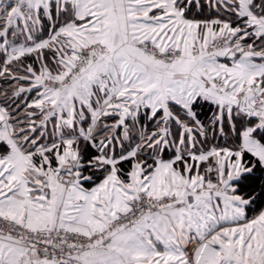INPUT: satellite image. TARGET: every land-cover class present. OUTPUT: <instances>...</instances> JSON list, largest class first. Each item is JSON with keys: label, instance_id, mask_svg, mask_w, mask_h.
<instances>
[{"label": "snow or ice", "instance_id": "6c2138e0", "mask_svg": "<svg viewBox=\"0 0 264 264\" xmlns=\"http://www.w3.org/2000/svg\"><path fill=\"white\" fill-rule=\"evenodd\" d=\"M0 80V264H264V0H0Z\"/></svg>", "mask_w": 264, "mask_h": 264}, {"label": "trees", "instance_id": "16d2710c", "mask_svg": "<svg viewBox=\"0 0 264 264\" xmlns=\"http://www.w3.org/2000/svg\"><path fill=\"white\" fill-rule=\"evenodd\" d=\"M4 83L5 82H3L2 83V86L4 85ZM7 84V83H6ZM8 86V85H7ZM209 115H211V112H210V110H209V108H208V106H205L202 110H201V119L202 120H206V117L207 116H209ZM168 155L169 154H165V158H168ZM129 166L128 165H125V168L127 169ZM98 176H102V174H97ZM99 180H97V182H98ZM92 185H86V187H91ZM250 215H251V213H250Z\"/></svg>", "mask_w": 264, "mask_h": 264}, {"label": "crops", "instance_id": "0c3cea01", "mask_svg": "<svg viewBox=\"0 0 264 264\" xmlns=\"http://www.w3.org/2000/svg\"><path fill=\"white\" fill-rule=\"evenodd\" d=\"M3 82H4L3 80H0V87L7 88V87H8V86H7L8 84H6V82H5L4 85L2 86V83H3ZM141 123L147 125V129H148V131L153 130V124H152L151 122H148V121L144 120L143 117H141ZM166 159H167V158H166ZM98 182H99V181H98Z\"/></svg>", "mask_w": 264, "mask_h": 264}, {"label": "rangeland", "instance_id": "374dc122", "mask_svg": "<svg viewBox=\"0 0 264 264\" xmlns=\"http://www.w3.org/2000/svg\"><path fill=\"white\" fill-rule=\"evenodd\" d=\"M224 141L221 139V140H218L217 143H223Z\"/></svg>", "mask_w": 264, "mask_h": 264}]
</instances>
